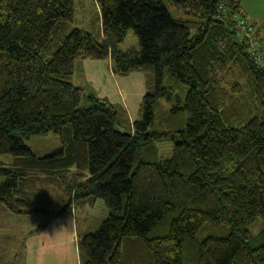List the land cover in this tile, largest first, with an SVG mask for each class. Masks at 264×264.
<instances>
[{
	"label": "trees",
	"instance_id": "1",
	"mask_svg": "<svg viewBox=\"0 0 264 264\" xmlns=\"http://www.w3.org/2000/svg\"><path fill=\"white\" fill-rule=\"evenodd\" d=\"M93 1L81 28L76 0H0V155L13 156L0 159V204L51 217L102 198L110 214L78 232L80 264H264V56L219 11L238 2ZM130 29L139 51L119 47ZM109 57L145 75L133 123L73 82L77 60ZM49 132L62 145L45 155L24 141ZM48 186L61 207L36 205ZM208 223L227 234L199 240Z\"/></svg>",
	"mask_w": 264,
	"mask_h": 264
},
{
	"label": "rangeland",
	"instance_id": "2",
	"mask_svg": "<svg viewBox=\"0 0 264 264\" xmlns=\"http://www.w3.org/2000/svg\"><path fill=\"white\" fill-rule=\"evenodd\" d=\"M245 0H242V2ZM169 9L172 11L173 7ZM241 8V7H240ZM248 18H256L257 23H261L259 31L262 34L264 32V0H252L242 7ZM98 13L93 0H76V17L78 20L74 22L75 26L81 28H88L87 24L91 17H94ZM184 17H192L190 14L181 11ZM252 21V20H251ZM257 23L254 26L257 27ZM195 30V29H194ZM264 41V38H263ZM262 42V41H261ZM120 49L128 50H140V43L138 37L133 29H130L125 40L120 43ZM113 66V65H112ZM92 90L87 89V93H91ZM85 97V98H84ZM80 102V107L85 108L88 106V100L84 96ZM165 101V100H164ZM166 107L170 104L165 101ZM24 141L31 147V149L39 156L45 155L54 149L59 148L62 145L61 137L58 133L49 132L45 134L30 135L24 138ZM157 145L160 157L167 158L171 155L174 142L172 140H163L155 142ZM1 160L13 159V156L2 154ZM74 170V169H72ZM72 170L69 171L68 178L73 179ZM42 198L36 205L43 204V200L51 199L55 202L56 206L61 207L63 205L62 193L50 186L46 187L37 194ZM58 209L56 208L55 211ZM110 210L106 206L102 198H97L92 205L77 208V220H78V232H93L100 223L109 216ZM27 216L10 213L3 204H0V264H25L27 254V241L29 236L41 229L40 223L36 225L37 219L41 220V216L38 214ZM51 218V217H50ZM36 226V229L32 231ZM250 230L253 236H259L261 230L263 231V219L258 218L255 223L250 226ZM32 231V232H30ZM227 229L213 224H205L196 234L199 240L204 239L209 235L213 236H225ZM78 234V233H77ZM261 235V234H260Z\"/></svg>",
	"mask_w": 264,
	"mask_h": 264
},
{
	"label": "crops",
	"instance_id": "3",
	"mask_svg": "<svg viewBox=\"0 0 264 264\" xmlns=\"http://www.w3.org/2000/svg\"><path fill=\"white\" fill-rule=\"evenodd\" d=\"M236 1L239 5V13L248 18L247 12L245 13L242 7L252 0ZM255 19L251 18L252 21L249 19L252 26L257 23ZM256 26L253 27L258 31L264 47V32L261 34L259 31L261 23H257ZM112 65L110 57L79 59L75 62L73 82L81 86L85 92L90 89L97 96L107 98L111 103L123 107L128 113L130 123H133L139 119L140 103L147 91L145 75L140 71L119 75L113 70ZM35 214L41 216V220L37 219L36 225L40 223L42 228L33 232L28 238L25 264H80L77 248V208L72 207L64 216L51 215V218L41 212L21 215L31 218L30 215ZM35 229L36 226L32 231Z\"/></svg>",
	"mask_w": 264,
	"mask_h": 264
},
{
	"label": "built area",
	"instance_id": "4",
	"mask_svg": "<svg viewBox=\"0 0 264 264\" xmlns=\"http://www.w3.org/2000/svg\"><path fill=\"white\" fill-rule=\"evenodd\" d=\"M219 11L222 15H224V17L231 16L238 29L239 35L242 34V39H246V42L252 45L253 52H259L262 54L264 53L263 44L261 43L256 30L252 26L251 21L246 16L238 12H232L231 9H228V7L224 6L223 4L220 5Z\"/></svg>",
	"mask_w": 264,
	"mask_h": 264
},
{
	"label": "bare ground",
	"instance_id": "5",
	"mask_svg": "<svg viewBox=\"0 0 264 264\" xmlns=\"http://www.w3.org/2000/svg\"><path fill=\"white\" fill-rule=\"evenodd\" d=\"M262 56H264V54L259 53V52L256 53V58H260V57H262Z\"/></svg>",
	"mask_w": 264,
	"mask_h": 264
},
{
	"label": "clouds",
	"instance_id": "6",
	"mask_svg": "<svg viewBox=\"0 0 264 264\" xmlns=\"http://www.w3.org/2000/svg\"><path fill=\"white\" fill-rule=\"evenodd\" d=\"M260 39V38H259ZM261 41V40H260Z\"/></svg>",
	"mask_w": 264,
	"mask_h": 264
}]
</instances>
